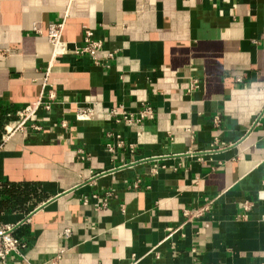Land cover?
I'll return each instance as SVG.
<instances>
[{
  "label": "crops",
  "instance_id": "1",
  "mask_svg": "<svg viewBox=\"0 0 264 264\" xmlns=\"http://www.w3.org/2000/svg\"><path fill=\"white\" fill-rule=\"evenodd\" d=\"M64 19L70 50L86 30L104 43L102 65L53 62L45 34ZM51 94L40 131H13ZM143 104L156 116L138 128L110 117ZM112 131L136 153L109 154ZM0 183V221L28 245L0 264H264V0H0Z\"/></svg>",
  "mask_w": 264,
  "mask_h": 264
},
{
  "label": "built area",
  "instance_id": "2",
  "mask_svg": "<svg viewBox=\"0 0 264 264\" xmlns=\"http://www.w3.org/2000/svg\"><path fill=\"white\" fill-rule=\"evenodd\" d=\"M66 20L59 23H52L48 27V31L45 34V37L48 39L49 43L53 46V62L58 60L59 58L63 57L64 55H67L68 53H74L75 55H87L95 65H102V61L99 58V54L102 52L104 48V43L102 41L94 39L93 33L89 30H86L85 37L83 41V45L81 47H74L73 50H70L69 44L63 40V33L65 30ZM34 31L41 33L36 27L33 28ZM115 56L114 53H109L108 58L113 59ZM107 67V66H106ZM50 68L48 70L47 75L49 74ZM237 82H242V78L239 77L237 79ZM48 86V78L46 76L44 80L43 87L46 88ZM200 89V82L197 79L192 78L190 80V85L187 90V94H193L197 90ZM55 96L50 95L49 99L46 100L44 96H42L37 102L30 104L26 108H24L22 111L18 113V116L20 117V121L17 123V127H15V130L25 131L27 130L29 126H31L33 129L40 131L41 127L38 126L37 122L39 119V111L43 109L46 112H49L52 110L54 105ZM110 117L115 122L116 125H122L129 129L138 128L142 125H144L147 121L153 120L156 116V113L153 109V107L149 104H143L141 109L138 112H129L127 111L123 106H116L110 109L109 111ZM93 117V111L87 110L79 113L77 115V119L81 121H88L91 120ZM220 121L219 118H216V123L218 124ZM62 126L64 128H67V124L63 123ZM107 143L105 144L106 151L111 154L113 157L116 156L118 150L126 149L129 151L130 154H135L137 151V145L126 143L123 135L121 133L117 132H108L106 134ZM78 153L81 155V158L83 160L87 159L86 154L83 150H79ZM104 173H100L97 176H100ZM2 186V183H0V187ZM142 183L140 180L134 181L132 184V187L134 189L141 188ZM115 194L111 191L106 193V197L102 200L100 207H107L109 200L114 196ZM260 199L264 200V191H262L260 194ZM84 202H88V198H84ZM213 204V201H208L207 204L193 208V209H185L183 211V217L185 218L186 222L193 223L199 219H201L205 214L209 213L211 210V205ZM251 203H244L242 206V209L244 210L245 214L251 211L252 209ZM37 211V209L35 210ZM34 211V212H35ZM33 212V213H34ZM32 213V214H33ZM31 216V215H30ZM245 217V216H244ZM31 218L27 217L22 224L30 223ZM21 224V225H22ZM16 230L15 225L10 224H4L0 221V262L5 263L8 258L13 255H22L23 251L27 249V242L23 241L19 238H17L14 235V232ZM172 233L173 231L170 230ZM71 237V230L67 229L65 230V233L63 235V238L65 240H68ZM193 253L196 252V249H193ZM66 253V250L63 249L58 257L57 260L61 258V256Z\"/></svg>",
  "mask_w": 264,
  "mask_h": 264
},
{
  "label": "trees",
  "instance_id": "3",
  "mask_svg": "<svg viewBox=\"0 0 264 264\" xmlns=\"http://www.w3.org/2000/svg\"><path fill=\"white\" fill-rule=\"evenodd\" d=\"M12 189H14V187H11V189H7L6 184L2 187V189H0V197L3 196L6 193H9L11 196H13V192L11 191ZM2 201H0L1 203Z\"/></svg>",
  "mask_w": 264,
  "mask_h": 264
}]
</instances>
